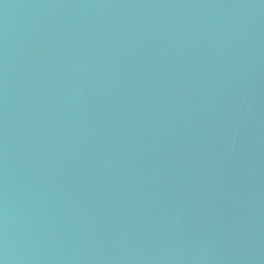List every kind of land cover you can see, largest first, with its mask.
I'll return each instance as SVG.
<instances>
[{"label":"water","instance_id":"95a60500","mask_svg":"<svg viewBox=\"0 0 264 264\" xmlns=\"http://www.w3.org/2000/svg\"><path fill=\"white\" fill-rule=\"evenodd\" d=\"M112 0H0V264H111Z\"/></svg>","mask_w":264,"mask_h":264}]
</instances>
